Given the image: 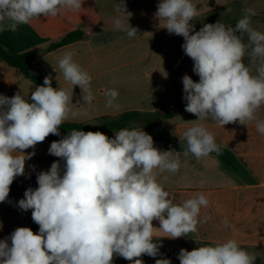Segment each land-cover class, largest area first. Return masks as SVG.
Returning a JSON list of instances; mask_svg holds the SVG:
<instances>
[{
  "label": "clouds",
  "instance_id": "1",
  "mask_svg": "<svg viewBox=\"0 0 264 264\" xmlns=\"http://www.w3.org/2000/svg\"><path fill=\"white\" fill-rule=\"evenodd\" d=\"M82 4L83 0H0V31L15 32L33 19L79 11ZM115 11L127 20L115 19L114 27L135 37L138 29L128 22L132 13L125 0H119ZM200 14L192 0H159L154 14L159 28L184 38L181 47L199 77L198 82L187 74L182 77L185 111L197 121L210 119L222 127L256 121L257 132L264 135V120L256 115L264 106V33L252 27L255 11L244 9L234 26L217 21L196 31L191 22ZM58 67L70 88H54L52 77L45 76L30 98L21 92L12 97L0 94V203L8 199L13 181L25 175L35 146L49 135H60V126L71 113L74 87L81 89L84 105L94 99L91 76L74 61L72 52L58 59ZM118 95L115 89L106 90V107H113ZM188 123L193 126L179 137L184 155L200 159L219 154L213 133L196 121ZM30 148L32 152H25ZM173 152L155 147L143 128H123L113 138L73 129L53 141L48 154L59 160L40 171L38 187L27 188L18 201L21 210H32L38 232L17 227L0 239V264H113L114 256L144 264L143 255L159 256L162 244L154 242L159 240L156 231L169 239L187 237L197 231L198 223L210 219L198 220L201 208L209 206L203 193L175 204L158 181L157 170L179 171L181 164ZM154 220L159 228L153 226ZM177 258L180 264H256L257 254L227 239L191 251L182 248ZM155 264L172 262L159 258Z\"/></svg>",
  "mask_w": 264,
  "mask_h": 264
},
{
  "label": "crops",
  "instance_id": "2",
  "mask_svg": "<svg viewBox=\"0 0 264 264\" xmlns=\"http://www.w3.org/2000/svg\"><path fill=\"white\" fill-rule=\"evenodd\" d=\"M118 2L83 0L79 11L33 19L28 24L19 25L15 32L0 31V43L11 54L40 52L71 31L85 33L82 40L38 54L31 62L33 69L52 77L54 88L71 87L58 67V59L66 52H72L74 61L91 76L90 87L94 96L91 105H84L81 89L75 86L71 113L64 123L98 127L107 119H116L131 111L160 114L154 126L136 124L130 129L143 128L153 137L155 147L162 151H174L173 156H178L181 164L179 171L173 174L157 170L158 181L171 194L175 204L203 193L209 200V206L201 208L198 220L210 219L198 223L197 231L187 237L169 239L165 237L166 233L156 231L154 237L159 240L154 242L162 244L160 255L155 258L143 255L140 259L144 264H155L159 258H168L172 264H180L177 258L180 249L191 251L227 239H234L242 248L257 254L256 264H264V135L257 132L256 121L249 122L247 126L237 122L222 127L210 119L197 121V116L186 112L185 108L180 109L186 104L182 77L187 74L194 81L199 80L193 72V61L181 47L184 38L157 26L154 14L159 0H125L127 11L132 13L128 22L138 29L137 35L129 38L126 32L114 27V20L121 18L115 11ZM192 2L201 12L191 22L196 31L204 24L217 21L226 26L235 25L242 18L244 9L251 8L256 13L251 17L252 27L264 33L261 25H264V8L245 5L241 0ZM121 19L127 20L126 17ZM245 64H248L247 56ZM35 87L37 85L26 79L18 69L0 61V94L12 97L21 92L30 98ZM108 89L119 93L111 108L106 107L105 91ZM171 106L178 110L167 118L164 114ZM256 115L264 120V106ZM192 121L213 133L220 148L219 154L213 152L200 159L191 154L184 155V142H180L179 137L193 126V123H188ZM114 132L106 135L113 138ZM48 149L46 141L37 144L35 155L26 161L25 175L14 181L48 170L57 161L48 154ZM32 151L31 148L25 150ZM165 176L167 180L163 179ZM31 212V209L21 210L18 202L9 198L0 203V239L8 237L17 227L33 229L36 223L31 218ZM153 226L159 228V222L154 220ZM113 264L132 262L114 256Z\"/></svg>",
  "mask_w": 264,
  "mask_h": 264
},
{
  "label": "trees",
  "instance_id": "3",
  "mask_svg": "<svg viewBox=\"0 0 264 264\" xmlns=\"http://www.w3.org/2000/svg\"><path fill=\"white\" fill-rule=\"evenodd\" d=\"M84 37H85V33L81 30L71 31L62 40L51 44L49 47L41 50L40 52L29 51V52H25L21 54L9 53L4 48V46L0 43V61L6 63L10 67L18 69L26 79L30 80L37 86H40L43 84L45 76L41 72L32 68L31 62L33 58L36 57L38 54L48 53L58 48L69 45L71 43L82 40ZM179 108L182 109V108H185V106H181ZM177 110H178L177 107L171 106L168 108V111L165 112L164 116L167 118H170L177 112ZM159 117H160L159 113H140L136 111H131V112H127L121 115L120 117L116 119L105 120L98 127H91L83 123H64L63 125L60 126L59 136L49 135L45 139V141L48 143L50 147L53 141L61 139L65 134L69 133L73 129L81 130L85 132L100 131L106 135L110 132L118 131L123 128L130 129L133 125H136V124L154 126L156 123V120ZM53 157L56 160H59V158L55 156ZM61 163L63 162L61 161ZM36 177H37V174L13 181L12 185L10 186V192H9L8 198L13 201H17V202L20 199L24 198V192L27 189L26 187L27 185H33L35 188L38 187ZM18 185H21V187H19ZM16 187L20 188L21 190L16 189ZM38 229H39V226L35 224L32 230L34 233H36L38 232Z\"/></svg>",
  "mask_w": 264,
  "mask_h": 264
},
{
  "label": "rangeland",
  "instance_id": "4",
  "mask_svg": "<svg viewBox=\"0 0 264 264\" xmlns=\"http://www.w3.org/2000/svg\"><path fill=\"white\" fill-rule=\"evenodd\" d=\"M241 2H243L245 5H252L254 7L264 8V0H241ZM261 25L264 29V25L263 24H261ZM107 120H112V119H107ZM21 185H18V186L21 187ZM26 187L27 188H29V187L35 188L33 185H27ZM16 189L21 190L18 187H16Z\"/></svg>",
  "mask_w": 264,
  "mask_h": 264
}]
</instances>
